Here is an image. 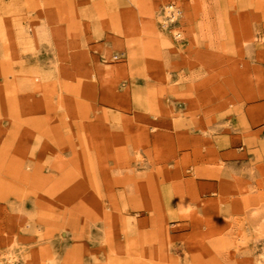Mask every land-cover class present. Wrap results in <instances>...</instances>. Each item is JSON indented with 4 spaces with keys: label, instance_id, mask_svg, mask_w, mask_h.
I'll return each mask as SVG.
<instances>
[{
    "label": "rangeland",
    "instance_id": "rangeland-1",
    "mask_svg": "<svg viewBox=\"0 0 264 264\" xmlns=\"http://www.w3.org/2000/svg\"><path fill=\"white\" fill-rule=\"evenodd\" d=\"M0 264H264V0H0Z\"/></svg>",
    "mask_w": 264,
    "mask_h": 264
},
{
    "label": "bare ground",
    "instance_id": "bare-ground-1",
    "mask_svg": "<svg viewBox=\"0 0 264 264\" xmlns=\"http://www.w3.org/2000/svg\"><path fill=\"white\" fill-rule=\"evenodd\" d=\"M172 18V17H171ZM178 35V34H177Z\"/></svg>",
    "mask_w": 264,
    "mask_h": 264
}]
</instances>
